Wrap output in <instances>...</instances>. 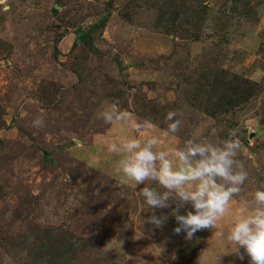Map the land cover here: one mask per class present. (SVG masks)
Returning a JSON list of instances; mask_svg holds the SVG:
<instances>
[{
	"label": "rangeland",
	"instance_id": "374dc122",
	"mask_svg": "<svg viewBox=\"0 0 264 264\" xmlns=\"http://www.w3.org/2000/svg\"><path fill=\"white\" fill-rule=\"evenodd\" d=\"M113 102L165 147L238 130L249 175L216 228L176 234L175 204L147 223L151 182L106 151L117 128L98 112ZM262 185L264 0H0V243L14 242L0 264H250L226 237Z\"/></svg>",
	"mask_w": 264,
	"mask_h": 264
},
{
	"label": "clouds",
	"instance_id": "9594fccd",
	"mask_svg": "<svg viewBox=\"0 0 264 264\" xmlns=\"http://www.w3.org/2000/svg\"><path fill=\"white\" fill-rule=\"evenodd\" d=\"M179 116L176 110L166 113L165 136L179 131L182 123ZM98 117L117 128L116 138L106 144L107 153L116 158L115 171L136 186L151 182L142 188L141 195L147 209L152 211L147 223L155 228L167 220V216L156 215L155 210L175 204L171 215L178 226L174 232H183L191 240L200 230L216 228L218 220L228 212L230 202L242 192L249 173L237 159L242 147L238 130L230 129L226 138L211 141L201 138L203 133L197 129L182 147H165L159 135H141L144 129L155 132L150 120L134 119L116 102L102 108ZM32 123L39 129L44 119L40 116ZM185 205H191L192 210L181 214ZM226 239L232 247L230 253L243 260L240 252L243 248L250 264H264V185L252 194L251 204L234 216Z\"/></svg>",
	"mask_w": 264,
	"mask_h": 264
},
{
	"label": "trees",
	"instance_id": "16d2710c",
	"mask_svg": "<svg viewBox=\"0 0 264 264\" xmlns=\"http://www.w3.org/2000/svg\"><path fill=\"white\" fill-rule=\"evenodd\" d=\"M203 235V231L202 230H200V231H198L196 234H195V236L196 237H201ZM26 242V241H25ZM195 244H197V242L195 243L194 242V245ZM12 247H14V242H12V241H8L7 242V244H4V243H0V251H2V249L3 250H6V249H9V248H12ZM36 258H39V259H44V257H45V253L44 254H42V255H37V256H35Z\"/></svg>",
	"mask_w": 264,
	"mask_h": 264
}]
</instances>
